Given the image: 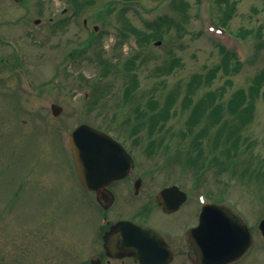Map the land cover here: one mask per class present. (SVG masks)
Listing matches in <instances>:
<instances>
[{"label":"rangeland","instance_id":"374dc122","mask_svg":"<svg viewBox=\"0 0 264 264\" xmlns=\"http://www.w3.org/2000/svg\"><path fill=\"white\" fill-rule=\"evenodd\" d=\"M229 1L234 11L220 31L223 15L215 0H0V264H58L60 252L52 259L47 248L90 240L97 206L83 200L66 147L67 134L81 122L134 147L156 189L180 181L195 204L201 192L204 201L218 199L235 210L253 235L250 251L237 264H264V239L256 228L264 217V175H254L264 169V82L228 171L216 173L210 164L194 182L192 169L183 167L185 150L205 124L200 119L185 134L192 105L183 107V97L191 79L196 76L193 103L212 92L225 105L264 70V0ZM61 18L66 23L54 29ZM92 32L101 34L93 49L70 56L87 45ZM220 45L234 51L240 65L227 73L219 69L207 82L223 61ZM125 67L138 80L128 101ZM170 95L168 119L153 134L156 141L164 139L147 149L148 119L138 124L135 107L155 99L159 111ZM53 103L60 106L58 116L51 113ZM132 127L138 129L135 138ZM218 128L214 124L208 135ZM206 139L201 144L211 158ZM215 153L225 160L219 149Z\"/></svg>","mask_w":264,"mask_h":264},{"label":"flooded vegetation","instance_id":"af4514ba","mask_svg":"<svg viewBox=\"0 0 264 264\" xmlns=\"http://www.w3.org/2000/svg\"><path fill=\"white\" fill-rule=\"evenodd\" d=\"M129 133L135 138L138 132ZM119 141L133 160L121 178L95 183L88 181L85 187L78 180L72 164L81 196L97 206L99 220L90 228V240L84 236L83 242L49 247V256L54 259L60 252L58 264H206L200 260L203 236L196 228L200 203L196 200L195 204L191 198V189L180 181L156 189L152 180L146 178L148 172L139 167L134 147L124 139ZM67 143L68 157L72 159L68 139ZM164 188H169L163 197L167 207L157 200ZM190 203L194 210L189 207ZM122 220L136 225H117ZM249 251L246 249L241 257L227 264L239 263Z\"/></svg>","mask_w":264,"mask_h":264},{"label":"trees","instance_id":"16d2710c","mask_svg":"<svg viewBox=\"0 0 264 264\" xmlns=\"http://www.w3.org/2000/svg\"><path fill=\"white\" fill-rule=\"evenodd\" d=\"M70 1L74 2L75 4L79 3V0ZM181 5H183V3ZM231 11H233V9ZM120 33L121 36H123L124 38L126 37L125 32ZM100 35V32L98 34L96 32H92L87 39V46L82 49H75V51L73 50L71 54L74 55L75 53H81L87 48L93 49V43L95 39H97V37H99ZM260 35L261 34L257 32V36L260 37ZM223 49L224 48H221L220 50V52H222L223 54V61L220 65H217L213 70L210 71V73L206 77L207 82L208 80H211L212 76L217 71H219V69H222L227 73L230 71V69L236 71L237 66L240 65V62L236 59V55L234 52ZM95 54V57H100V54H98V52L95 51ZM105 66L113 67V64L106 63ZM102 68H104V66H102ZM125 70V74L128 77L129 84L124 90V96L128 101V99L132 96L131 92L137 88L136 85L138 80L136 74L131 71V68L125 67ZM169 70H171V68H169ZM194 82H196V76H194L191 79L190 83L187 85L186 93L183 97V107L189 109L192 105L190 114L185 121V134L187 132L191 133L193 131L192 129H194L195 126L199 124V122L203 121L200 119H205V124L202 126L196 136H193L194 140L192 141L189 149L185 150L184 157L186 158L184 160L185 162L183 163V167L185 169L191 168L193 171L202 174L205 169L210 167V164H214L217 167L216 173H221L232 166V156L240 154L239 145L242 137L240 135V129H242L241 127H244L248 122H250L252 118L251 116H253V96L255 94H258L259 89L264 82V70L253 76L252 82L248 86V90L238 89L232 95V97L228 99L225 105H223L222 101L215 100V95L212 94V92H208L204 97L198 99L195 103H193L192 94L194 90L192 89H194ZM96 98L97 96H95V99H93V102L95 104ZM151 100L152 101H148L146 108H141L139 105L135 107L137 113L135 118L138 124L145 123L144 121L148 119V141L146 142V146L153 147L156 144H159V142L162 143L164 139V136L160 135L158 137V140L156 141L153 137V134L155 130L157 131V129L163 128V125L168 119V116L170 114L169 108L170 104L172 103L173 96H168L165 105H163L159 109V111L157 110L159 105L158 102H156L155 99ZM207 112H209L208 115L204 116ZM224 113H227V116L223 118ZM233 119L235 120L233 121ZM217 123H219V128L209 136L208 132L209 130H211L210 127ZM130 130L138 131L137 127H132ZM204 137H207L206 140H208V145L212 146L211 158H209L207 154H204L203 145L201 144ZM137 142L139 143V141ZM217 149H219V152L221 154H224L226 156L224 158L225 160L218 159L215 153V150ZM219 163L221 165H219ZM254 175L256 177L264 175V169L257 170Z\"/></svg>","mask_w":264,"mask_h":264},{"label":"water","instance_id":"95a60500","mask_svg":"<svg viewBox=\"0 0 264 264\" xmlns=\"http://www.w3.org/2000/svg\"><path fill=\"white\" fill-rule=\"evenodd\" d=\"M52 107L56 114L59 107ZM69 136L74 165L84 186L88 181H110L124 176L129 161L121 154L123 147L108 134L91 125L81 124ZM159 201L166 204L160 198ZM199 221L197 229L203 236L201 262L224 264L240 256L250 244L247 226L226 207L212 203L204 205ZM119 225L132 224L121 222ZM258 228L264 236V218Z\"/></svg>","mask_w":264,"mask_h":264}]
</instances>
